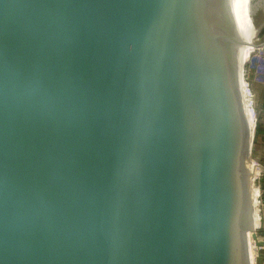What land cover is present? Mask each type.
Segmentation results:
<instances>
[{"label":"water","instance_id":"water-1","mask_svg":"<svg viewBox=\"0 0 264 264\" xmlns=\"http://www.w3.org/2000/svg\"><path fill=\"white\" fill-rule=\"evenodd\" d=\"M263 31L264 0H0V264H252L249 233L264 264Z\"/></svg>","mask_w":264,"mask_h":264},{"label":"rangeland","instance_id":"rangeland-1","mask_svg":"<svg viewBox=\"0 0 264 264\" xmlns=\"http://www.w3.org/2000/svg\"><path fill=\"white\" fill-rule=\"evenodd\" d=\"M241 58L244 57V54L241 53ZM243 62H246L245 64V69L244 67L242 68V87L246 96V101H247V110H251V112H248V116L250 119L251 123V128H252V119H254V116L256 114V108L257 111L260 110L257 114V119H256V124L257 126L260 124L261 118L263 117V98H264V50H257L254 55H252L248 60H243ZM261 125V124H260ZM259 129V127H258ZM259 139L256 137V135L253 138V142L251 144V165L250 168L253 171V176L254 174H257V177H260V174L263 172V169L261 170V167H264V161L262 157L259 159V145L263 147L264 142H263V133L260 132L259 134ZM260 160V162H259ZM261 183H262V178H261ZM262 210H263V204H262ZM253 216V228H257V223H256V212L253 209L252 212ZM264 241V236L260 239Z\"/></svg>","mask_w":264,"mask_h":264},{"label":"bare ground","instance_id":"bare-ground-1","mask_svg":"<svg viewBox=\"0 0 264 264\" xmlns=\"http://www.w3.org/2000/svg\"><path fill=\"white\" fill-rule=\"evenodd\" d=\"M240 52L244 54L245 59L243 57L241 58ZM255 52H257L255 47H239L238 48L237 57H238L239 71L240 72L242 71L243 66L246 64V62H243V60H248V58H250ZM257 114H258V111H257V108H256V114L254 116V119L251 120V121H253L252 128H251V131L253 133H254V126H255L254 124H255V121H256V119L258 117ZM255 134L253 135L252 138H254ZM252 142H253V139H252ZM252 173H253V171H252ZM257 178H259V177H257V174L256 175L254 174L253 179L255 180ZM252 202H253V209L256 212V223H257V228L254 229L253 228L254 222H253V218H252V231L254 230V232H257L260 229V226H261L262 212H261V204H260L259 192H258V189L256 187V182L255 181L253 182ZM251 235H252V233H249L251 262H252V264H254V258H255L254 249L255 248L253 247V243L251 241Z\"/></svg>","mask_w":264,"mask_h":264},{"label":"trees","instance_id":"trees-1","mask_svg":"<svg viewBox=\"0 0 264 264\" xmlns=\"http://www.w3.org/2000/svg\"><path fill=\"white\" fill-rule=\"evenodd\" d=\"M262 35H264V31H263V33H261L260 37H262ZM263 102H264V98H263ZM263 109H264V106H263ZM258 127H259V129H258ZM256 132H258L259 134H260V132L263 133L260 124L257 126ZM255 135H256V137H258V134L257 133ZM261 193H262L261 198H262L263 212H264V179L262 180V190H261Z\"/></svg>","mask_w":264,"mask_h":264},{"label":"crops","instance_id":"crops-1","mask_svg":"<svg viewBox=\"0 0 264 264\" xmlns=\"http://www.w3.org/2000/svg\"><path fill=\"white\" fill-rule=\"evenodd\" d=\"M263 95H264V93H263ZM247 105V104H246ZM249 110V109H248ZM249 112H251V110H249ZM260 124H261V128H262V131H263V142H264V111H263V117L261 118V121H260ZM259 141V140H258ZM260 152H261V154H262V159H263V161H264V145H263V147H262V150L260 151V149H259V154H260ZM260 156V155H259ZM263 166H264V164H263ZM264 168V167H263Z\"/></svg>","mask_w":264,"mask_h":264},{"label":"built area","instance_id":"built-area-1","mask_svg":"<svg viewBox=\"0 0 264 264\" xmlns=\"http://www.w3.org/2000/svg\"><path fill=\"white\" fill-rule=\"evenodd\" d=\"M260 177H262V173L260 174Z\"/></svg>","mask_w":264,"mask_h":264}]
</instances>
